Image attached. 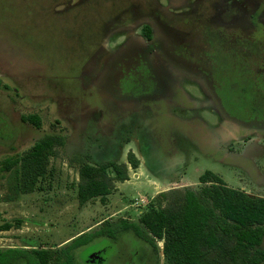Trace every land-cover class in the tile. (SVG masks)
<instances>
[{
  "label": "rangeland",
  "instance_id": "374dc122",
  "mask_svg": "<svg viewBox=\"0 0 264 264\" xmlns=\"http://www.w3.org/2000/svg\"><path fill=\"white\" fill-rule=\"evenodd\" d=\"M78 2L0 0V162L19 157L45 135L65 140L57 157L49 159L53 176L40 180L41 191L18 194L15 186L23 181L14 178L13 170L0 173V225L19 220V226L0 233V249L31 253L58 245L67 250L75 246L73 240L106 222L137 223L160 192L197 191L205 171L232 189L264 198V77L251 73V68H264V29H245L249 20L264 24V0H149L172 14L206 20V27L195 24L200 32L195 54L209 62L213 90L196 74L172 70L167 75V69L161 71L166 85L153 86L147 69L140 82L131 72L117 81L109 60L123 53L127 40L131 50L146 46L138 38L143 25L135 23L145 15L139 10L145 0L90 1L84 17L77 16L85 6ZM122 10L128 26L118 30L123 24L111 20ZM98 15L107 21L106 38L98 39ZM153 25L156 53L151 60L157 64L164 35ZM152 89L159 91L157 99L146 93ZM30 114L40 117L39 129L21 122V116ZM129 151L141 163L129 169L128 181L116 183L105 204L95 199L79 205L78 162L125 163ZM154 242L157 253L148 255L145 264H164L162 241ZM137 244L127 234L116 242L94 239L73 248V264H130ZM103 249L107 263L96 262Z\"/></svg>",
  "mask_w": 264,
  "mask_h": 264
},
{
  "label": "trees",
  "instance_id": "16d2710c",
  "mask_svg": "<svg viewBox=\"0 0 264 264\" xmlns=\"http://www.w3.org/2000/svg\"><path fill=\"white\" fill-rule=\"evenodd\" d=\"M143 35L151 37L149 28ZM21 122L36 129L41 119L36 114L21 116ZM65 144L60 135H45L19 157L0 162V173H10L17 180L19 194L41 191L40 180L52 178L49 159L58 155V148ZM264 144V142H263ZM140 161L131 152L125 163L108 161L90 165L78 162L76 199L84 205L95 199L106 203L116 190V183L128 181V172L136 170ZM201 187L194 191L188 187L160 192L155 195L138 216V222L127 220L104 223L96 232L85 234L72 241L55 264H73V248L89 244L94 239L108 238L116 242L129 235L132 240L157 253L154 240L162 241L161 253L164 264H264V198L250 197L243 191L228 187L210 171L198 177ZM171 198V202L165 200ZM19 226L4 221L0 233ZM34 253V254H33ZM32 254L20 249H0V264H48L52 260L49 251ZM105 258V257H104Z\"/></svg>",
  "mask_w": 264,
  "mask_h": 264
},
{
  "label": "flooded vegetation",
  "instance_id": "af4514ba",
  "mask_svg": "<svg viewBox=\"0 0 264 264\" xmlns=\"http://www.w3.org/2000/svg\"><path fill=\"white\" fill-rule=\"evenodd\" d=\"M90 1L94 5L96 4L99 5V0H94V1L93 0H79L77 6H82V5H85V6L81 10L82 11L81 15L78 14L77 16H81V17L85 16L83 12L84 11L87 12L89 10V6L91 5ZM113 1H117V0H113ZM49 9L51 8H48V10ZM53 10L54 8H52L50 11H53ZM139 10L144 11L145 15L140 20L135 21V23H141L143 25L142 28L138 31V38L144 41L146 43V46L144 47L142 51H140L139 49L131 50L133 49V45L131 44L130 41L127 40L129 44H126L127 42L126 41L124 48H121V51L119 52L121 53L123 51V53L118 57L116 56L113 57L108 62L109 64L108 66L111 67V74L113 78L115 77L117 81H122L124 78L129 77V76H125V74H128L131 72L135 75H138V80L140 82V80L144 79L143 78L144 73H142L143 69L145 70L147 69L150 72L148 75H151L150 82L152 83L153 86L156 87L159 85L161 86V84H164V85L168 84V78L165 74L167 75L173 74L172 70L183 71V72H186L187 75L196 74L198 77H201L202 78L201 80L204 79L203 80L205 82L204 84L207 85L209 89L211 88L213 90L214 84L210 77L212 71L207 68V65L209 64V62L204 61L202 55L195 54V50H196L195 35L199 37V33H200V32L195 31V24L196 22L199 25L201 23L202 27H206L207 25L206 20L204 21L196 20L194 14H186V15L172 14L168 11V9L162 8L161 6L158 8L157 6L149 2V0H145L144 6L140 8ZM121 13H123L124 15L125 10H122L121 12H119L117 14V17L111 20V21H114L116 19V20H119L120 23L123 24V26L119 28L118 30L125 29L128 26V25L124 26V23L126 21L124 18L121 17ZM112 15L113 14L110 13V14H107L106 17L108 16L111 17ZM120 17H121V20H120ZM102 18L103 17L100 15H98L97 17V19L100 20V22L98 23H99V27L101 30V35L98 37V39L102 37L106 38V36H104V28L107 25L106 24L107 21H104ZM74 19L76 20L77 17ZM142 22H146L148 23V25ZM153 23L158 24L161 27V31L164 35L162 37V41L160 42L162 44V48L160 51H158V57L155 56V58H158L157 64H155L154 61L151 60V57L153 58V55L156 53V50L153 44V35H152L153 29H154ZM249 23H250V26L248 25ZM255 23L249 20L248 24L245 25L247 27L245 29L246 30L250 29L252 31H254L256 27H261L262 29H264V24H262L261 21H258L257 25ZM174 24L185 27V31H183V29L179 28L178 26ZM144 28H149L150 30L151 37L149 39L145 38L143 35ZM230 30H235V28H230ZM138 48H140V46H138ZM166 69L168 71L165 72V74L161 72ZM251 73L260 74L264 77V68H261V69L251 68ZM117 84L120 85L118 82ZM125 92H127L128 94H131L128 91H125ZM148 92H150V94L156 95V99L158 98L157 96H158L159 91H157L156 89L147 90L146 93ZM131 96L135 99L138 98V96L134 93L131 94ZM182 97L185 98L184 95H182ZM137 245H138V248L136 252H134L133 257L130 258L131 262L129 263L130 264H145L148 255L153 254V252L149 251L146 246L140 243ZM44 250L49 251V253H51L53 257L52 260L48 262V264H55L54 262L56 261L57 256L63 255V252L65 251V249L60 248V246L58 245L49 246L48 248L46 247L33 248L32 251L38 252V251H44ZM112 250L114 251L115 249L113 248ZM159 251H161V248ZM33 252H31V254ZM104 252H105V249L102 250V254H100V256L98 257V261L96 260V262L107 263L109 257H105V258L101 257ZM160 255L162 257L161 252H160ZM89 258H92L93 263H95L94 259L96 258V256L94 254L90 255Z\"/></svg>",
  "mask_w": 264,
  "mask_h": 264
},
{
  "label": "crops",
  "instance_id": "0c3cea01",
  "mask_svg": "<svg viewBox=\"0 0 264 264\" xmlns=\"http://www.w3.org/2000/svg\"><path fill=\"white\" fill-rule=\"evenodd\" d=\"M247 143H254L255 145H258V146H260V144L259 143H256V142H253V141H249V142H247ZM261 147V146H260ZM140 161V160H139ZM141 163V162H140ZM140 165V164H139Z\"/></svg>",
  "mask_w": 264,
  "mask_h": 264
}]
</instances>
